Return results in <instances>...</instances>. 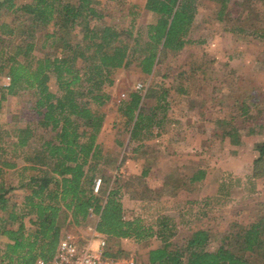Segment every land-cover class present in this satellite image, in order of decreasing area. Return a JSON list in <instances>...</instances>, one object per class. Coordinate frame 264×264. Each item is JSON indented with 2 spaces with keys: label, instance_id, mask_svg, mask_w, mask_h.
<instances>
[{
  "label": "trees",
  "instance_id": "1",
  "mask_svg": "<svg viewBox=\"0 0 264 264\" xmlns=\"http://www.w3.org/2000/svg\"><path fill=\"white\" fill-rule=\"evenodd\" d=\"M212 2L216 19L224 21L230 0ZM143 7L155 18L141 30L134 22L138 11L129 8L128 24L119 25L106 19L96 0H0V75L8 78L0 82V116L8 96L30 94L23 113L0 121V264H34L39 257H52L70 225L94 228L108 241L137 243L145 249V264H264V202L256 203L255 214L243 225L233 227L230 221L216 247L210 246V226L191 229L180 242L177 225L190 221L179 220L183 213L166 200L180 188L192 189L205 171L198 167L188 183L176 176L159 189L146 183L130 186L119 172L129 156L128 141L165 116L167 88L133 89L119 99L117 113L125 126L120 130L125 132L118 130L114 142L123 152H103L98 134L111 98L106 86L114 84L115 72L135 61L144 74L161 73L165 80L167 72L161 69L169 51L193 41V0H144ZM255 34L264 40V27ZM168 80L177 92L187 89L178 76ZM149 96L154 103L144 102ZM224 123L222 133L240 144L237 127L231 120ZM255 149L244 179L229 172L227 186H244L242 197L253 194L256 177L264 175V140ZM104 155L108 159L102 166L114 172L101 170L95 191ZM152 162L144 161L142 177ZM203 204H210V196ZM241 250L257 252L260 262Z\"/></svg>",
  "mask_w": 264,
  "mask_h": 264
},
{
  "label": "rangeland",
  "instance_id": "2",
  "mask_svg": "<svg viewBox=\"0 0 264 264\" xmlns=\"http://www.w3.org/2000/svg\"><path fill=\"white\" fill-rule=\"evenodd\" d=\"M122 1L124 2L118 4L113 0H96L106 11V19L119 25L128 24L131 18L129 8L138 11L134 22L141 30L146 23L154 20V14L144 9V0ZM193 2L196 9L189 33L193 41L186 43L178 51H169L161 69L167 72L165 80H162L161 73L153 76L144 74L135 61L115 72L114 84L106 86L111 98L105 105L106 115L98 141L103 145V152L104 149H111L116 154V150H119L121 156L123 148L116 146L114 142L118 130L125 132L120 130L125 126L123 118L117 113L119 99L126 97L129 90L138 89L137 83L143 85L138 89L140 92H145L147 87H152L156 92L162 87L167 88L168 108L165 116L161 118L160 124L144 128L139 139L128 141L126 152L129 156L124 159L119 172L125 174L130 186L146 183L159 189L165 180L172 182L177 175L186 183L188 175L198 166L209 171L210 185H206L204 190L198 192L180 188L166 202L175 204L174 210L183 213L178 217L179 220L190 221L177 225V240L182 242V237L189 235L195 227L210 226V246L213 248L219 244V237L230 221L233 220V227L243 225L255 214L256 203L264 202V175L256 177L255 191L250 195L242 197V193L246 191L244 186H227V182L230 183L229 172L240 179H244V173L251 172L252 160L257 154L255 146L264 140V40L255 34L264 27V0H230L232 9L224 21L216 19L212 0ZM130 4L135 6L129 7ZM49 46L48 42L46 47ZM173 75L185 83L186 95H177L176 89L170 86L173 83L168 79H172ZM7 81L5 75H0V82ZM29 97V93L8 96L2 102L0 121L6 123L13 115L23 113ZM190 101L194 106L199 103L203 106L210 104V123L207 122L210 142H207L206 149L201 146V136L191 138L190 131L175 121V105L181 103L186 106ZM144 102L154 103V96L145 98ZM243 107L248 110L246 113L243 112ZM160 111L161 109L157 118L162 115ZM227 120H231L239 130L240 144L231 143L229 137L222 133L224 121ZM201 124L202 122H198L197 125ZM128 138L129 135L126 139ZM133 148L137 150L132 151ZM107 159L106 155L101 158L96 180L103 170L114 172L107 164L102 166ZM144 161L153 162L149 174L142 177L141 167ZM224 178L225 185L222 189L220 180ZM205 195L210 196V204L207 206L203 204ZM191 200L196 201L190 202ZM200 210L205 214H201ZM90 228L70 225L65 235L81 239ZM108 243L111 251L120 249V252H133L144 263L145 249L137 243L126 238L109 240ZM240 252L251 261L260 262L257 252Z\"/></svg>",
  "mask_w": 264,
  "mask_h": 264
},
{
  "label": "built area",
  "instance_id": "3",
  "mask_svg": "<svg viewBox=\"0 0 264 264\" xmlns=\"http://www.w3.org/2000/svg\"><path fill=\"white\" fill-rule=\"evenodd\" d=\"M137 88L143 86L137 83ZM98 178L94 185L97 191ZM108 240L94 228L81 239L66 234L61 237L55 254L50 258H37L34 264H144L133 252L111 253Z\"/></svg>",
  "mask_w": 264,
  "mask_h": 264
},
{
  "label": "crops",
  "instance_id": "4",
  "mask_svg": "<svg viewBox=\"0 0 264 264\" xmlns=\"http://www.w3.org/2000/svg\"><path fill=\"white\" fill-rule=\"evenodd\" d=\"M179 79L181 80V78ZM176 93H178L177 95H182V94L186 95L187 89L182 92L181 91L177 92V89H176ZM173 96H175V94ZM178 101L180 102L181 100L179 99ZM175 106H177V110H176L177 114L175 116L176 123H179V126L181 127L187 128V131H190V135H192L191 138L196 137V136H201L200 137V142L202 143L201 146H203V148L206 149L207 148L206 144H208L207 142H210V133H207V128L209 129L208 127L209 125H207V122L210 123V104H205L203 106L201 103H199V105L194 106L193 102L190 101L188 104H186V106L181 105V103L180 104L177 103ZM198 122H202V124L197 125ZM202 125H205V126H202ZM198 167L202 168L205 171L206 175L203 179L193 182L191 186L193 187L192 189L199 192L201 190H204L206 185H210V182H209L210 173L209 171H206L204 167L202 166H198ZM198 167H196V169ZM186 183H188V178H187Z\"/></svg>",
  "mask_w": 264,
  "mask_h": 264
}]
</instances>
